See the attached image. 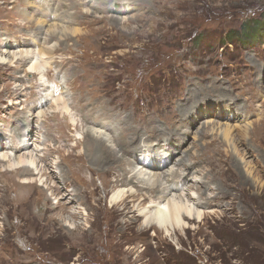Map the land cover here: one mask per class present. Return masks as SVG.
<instances>
[{"label": "rangeland", "instance_id": "374dc122", "mask_svg": "<svg viewBox=\"0 0 264 264\" xmlns=\"http://www.w3.org/2000/svg\"><path fill=\"white\" fill-rule=\"evenodd\" d=\"M64 1V24L80 31L45 43L36 29L46 26L33 19L52 11L45 0H0V42H32L37 32L33 49H54L43 78L27 62L0 64V151L37 106L30 113H45L32 131L51 146L39 153L48 154L45 173L57 174L44 173L52 180L41 185L0 163V264H264V0H131L120 11L115 4L128 0ZM58 81L77 127L52 108ZM101 122L123 134L113 146L129 162V149L172 143L162 174H188L182 186H199L214 212L168 232L141 227L137 194L113 206L127 170L93 161L95 144L84 140ZM219 125L232 126L230 143ZM140 185L133 190L143 194Z\"/></svg>", "mask_w": 264, "mask_h": 264}, {"label": "bare ground", "instance_id": "6f19581e", "mask_svg": "<svg viewBox=\"0 0 264 264\" xmlns=\"http://www.w3.org/2000/svg\"><path fill=\"white\" fill-rule=\"evenodd\" d=\"M128 1H129L128 3L127 1H123L122 5L118 3L115 4L116 6L115 9L120 11L126 8L128 5L132 6L135 3L134 2L132 4L131 0ZM84 2L85 0L83 1V3ZM44 3H46V5L48 4L49 8L52 11L49 12L48 9L43 11L41 9L42 11V13L40 14L41 17L39 18L33 16L32 17L40 26L42 27L46 26V29L43 31L36 29L37 31H41L43 34H46L47 38H45L46 39L45 43H49L50 42L49 37L53 35L59 34L62 39L63 38L65 39L71 36H75L76 34L79 33L80 31L79 29L69 28L68 25L64 24V21L66 20L65 18H63L64 10L62 9L66 4L64 0H59V1L45 0ZM29 7L32 8L35 7V5ZM48 13L49 14L52 13L54 15L53 16L52 14H50L53 17L52 18L53 20L51 19V16L50 19H48L49 18ZM24 15L26 19L30 20L29 18L31 16H29L30 14L29 15L27 14L26 9ZM33 35H34V39L32 41L33 44L30 41L14 42V43L5 42V44L0 42V64L14 65V63H18V62H24V63L27 62V66H26L27 72L35 73L43 78V73L45 71L47 64L49 63L46 59H49V56L51 58L52 51H54V49L50 48V46L42 47L40 50L33 49L34 45H39L38 38H40L37 32H35ZM30 46L32 47V49ZM53 47L55 46L53 45ZM3 49H6L8 51H2ZM64 81L65 80L63 79L62 82L64 83ZM57 84L59 85L56 86V91H57L56 93H58V95L53 94L52 99L54 102V106H52V108L55 112L60 111L63 115L66 114L70 118V122L72 123V125L77 127L78 125L77 120L75 116L72 114L71 107L68 105V101L64 98V94H65L64 86L63 84H61V81H58ZM12 103L15 104V102ZM36 108L37 106L31 107L28 109L29 113L24 112L26 116H23V121L21 120L22 122L21 126L24 127L23 129H25V131L23 134H21V132L17 133L18 136L15 134L18 137L17 142L12 143L11 145V140L8 138L9 136L6 135L5 138H7L6 140L9 141V143L8 145L2 146V150L0 151V161L2 162L0 163L6 162L7 168L2 169V171H12L16 168L21 169L20 171L25 170L27 171L26 173H29V175H32L33 177L36 176L40 177L39 181H41L42 182L41 185H43L45 183L47 184L48 180H52V178H54V174L55 177L57 174L53 171H50L49 173L48 172L45 173L44 171L45 164L50 161L48 159V154L41 155L39 153L42 150L43 151L46 150L45 147L44 148L41 147L43 144L49 147L51 146L50 144H46L47 139L44 135H41V133L39 132L37 134H34V131H32L33 129L38 128L39 126L38 122L41 119L40 116H42L43 118V115L45 113L43 112L44 110L38 112L37 115H35L34 113L33 114L30 113L32 112V109H36ZM30 115L33 117V120L35 119L36 126L32 124L33 120L31 119L32 117H30ZM112 118H114V116ZM109 122H112V120ZM218 127H220L219 130L224 136V139L227 141V143L228 142L230 143L233 137L232 126L226 125L225 127H223L222 125H219ZM238 127L239 129L242 128L245 131V133H247V128H248L247 126L240 125ZM85 130H86L85 134H87L84 137L85 142L89 141L90 143L95 144V146L91 148L93 150V161L97 159V161L100 160L105 163H110V166L108 167H114L116 166L115 164L122 163L124 169L120 171L117 170V172H119L120 174L127 170L123 174L125 177L121 176V179L117 178V180L115 181L117 183L121 182L122 184H117L116 187L111 191L110 203L113 206L119 203H124L126 198L130 196H135L136 194L138 195V197H141V201L138 202L137 204H134L133 206L134 209L132 210L134 211V214L137 217L142 218L141 227L147 228V227L156 226L160 229H164L170 232L171 230H177L181 226L183 229L187 228V225L190 224L189 220L200 222L205 218L204 216L207 213L214 212V210H212L211 208L210 210L208 207L202 206V199H203L202 196L198 191H197L198 195L196 194V192L193 191L195 189L199 190L198 189L199 186L196 185L197 187H195V184H193L192 186L193 188L190 189V192L188 191V186L186 188L185 186L184 187L182 186V184H185L187 182L188 177L186 176H188V174L184 177L185 179L184 182L181 178V173L174 174V172L176 173V170L174 171L172 167L162 174L163 168L167 167V165H165V167L163 165L168 164V160L170 159L172 152L175 150V149L172 150L171 154L169 155L166 154L165 150L169 151L170 150L169 148L172 147L171 146L172 143L168 144L167 142H161V141L160 143L158 142L159 148L163 146L161 149L158 148L154 149V147L151 146L153 144H147L146 146L139 145L133 148V146L129 145L128 143V145L121 148L120 151L126 153L127 149H129L130 147L133 148V149H129V152H133L131 156H133V160H135V162L132 160H130L129 162L125 157L118 156L119 151L116 150V148L113 146L114 141L116 139H122L120 138V136L123 135L121 134L119 137L118 136L116 137L117 133L114 132L116 129H114L113 125H107V124L104 125L101 122L99 124L96 123V125L94 124V126L91 125L87 127ZM124 131L126 133L132 132L131 129H125ZM2 135L4 134L1 132L0 144H3L4 137L2 138ZM34 136L36 138L35 141L37 142L33 145L34 147H32L31 141L34 140ZM76 137H78L77 134ZM101 149H102V153L99 152ZM43 156H46L47 160L43 161V163L40 164L41 161H39V158ZM115 168L116 167H114V169ZM44 173L49 174V176L52 178L48 179L47 181L46 180L43 181ZM24 179H25L24 182H29L26 177ZM190 179L192 181V178H189V180ZM197 179L202 181V177L195 175L193 177V181L195 182L197 181ZM140 183H143V185L140 186H142L145 189V192L143 194L141 192H137L133 190V186L136 185L139 186ZM52 186L56 187L57 185H52ZM150 192H152L153 194L155 193V195L146 196ZM61 198L63 199V197Z\"/></svg>", "mask_w": 264, "mask_h": 264}]
</instances>
